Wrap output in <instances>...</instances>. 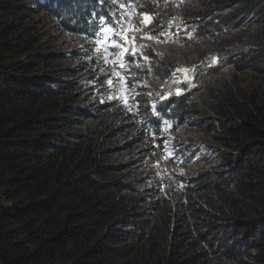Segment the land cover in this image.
<instances>
[{
  "label": "trees",
  "instance_id": "obj_1",
  "mask_svg": "<svg viewBox=\"0 0 264 264\" xmlns=\"http://www.w3.org/2000/svg\"><path fill=\"white\" fill-rule=\"evenodd\" d=\"M134 2L120 97L99 0H0V264H264V0ZM184 125L218 165L163 157Z\"/></svg>",
  "mask_w": 264,
  "mask_h": 264
},
{
  "label": "rangeland",
  "instance_id": "obj_2",
  "mask_svg": "<svg viewBox=\"0 0 264 264\" xmlns=\"http://www.w3.org/2000/svg\"><path fill=\"white\" fill-rule=\"evenodd\" d=\"M110 3L113 2V0H109ZM175 1L179 6H192L195 4L196 0H173ZM105 8V7H103ZM59 29V27H57ZM184 30V28H182ZM185 46H175V50L177 53H181ZM202 80V79H199ZM161 80L155 77H152L148 82L147 86L152 87L155 84L159 83ZM206 82V80L204 81ZM117 81L114 80L109 87V90H111V95L117 91L119 87H117ZM102 96L104 100H106V103L113 104L116 107L118 106L117 103L112 102L111 99H107V96L105 94H99ZM130 95H127L126 97H129ZM108 100V101H107ZM111 100V101H110ZM130 99L125 98L124 100H120V106L125 109H133L134 106L130 103ZM131 114H136V112H130ZM179 135L176 137L178 148L177 151H181V157L184 162L188 161V167L184 170L185 174H196L199 172H204L205 170H209L214 168L216 165H218V147L213 144L211 141L204 139L202 135H200L196 130H192L190 127H186L185 125L182 126V128L177 132Z\"/></svg>",
  "mask_w": 264,
  "mask_h": 264
},
{
  "label": "clouds",
  "instance_id": "obj_3",
  "mask_svg": "<svg viewBox=\"0 0 264 264\" xmlns=\"http://www.w3.org/2000/svg\"><path fill=\"white\" fill-rule=\"evenodd\" d=\"M104 68H106L107 70H109V68H107V67H105V66H104ZM161 153H162V151H161ZM180 154H181V152L179 153L178 157L182 160V157H181ZM162 155H163V154H162ZM163 157H164V155H163ZM164 158H165V157H164ZM165 159H166V158H165ZM166 160H167V159H166ZM167 161H169V160H167ZM171 162H172V161H171ZM173 163H174V162H173ZM176 164H177V165H180V166H185L186 169H187V167H188V162L185 163V162L183 161L182 164H179V163H176Z\"/></svg>",
  "mask_w": 264,
  "mask_h": 264
},
{
  "label": "snow or ice",
  "instance_id": "obj_4",
  "mask_svg": "<svg viewBox=\"0 0 264 264\" xmlns=\"http://www.w3.org/2000/svg\"><path fill=\"white\" fill-rule=\"evenodd\" d=\"M109 83H111V81H109Z\"/></svg>",
  "mask_w": 264,
  "mask_h": 264
}]
</instances>
